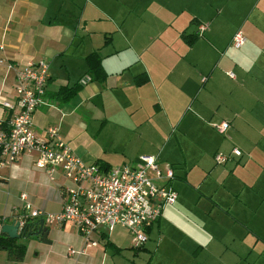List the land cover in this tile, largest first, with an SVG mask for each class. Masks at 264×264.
<instances>
[{"label": "rangeland", "instance_id": "rangeland-1", "mask_svg": "<svg viewBox=\"0 0 264 264\" xmlns=\"http://www.w3.org/2000/svg\"><path fill=\"white\" fill-rule=\"evenodd\" d=\"M102 1L104 8L100 10L99 22L96 26H88L91 31L90 36L81 42L76 51H74L75 43L65 48V42H61L52 45L54 47L50 50L60 52L64 49V55H58L59 52L54 55L53 53L43 55L50 62L49 70L56 81L61 83L68 81L70 85L73 84L84 72L85 63L82 55L96 49L98 44L102 43L104 34L115 38V45L122 47L128 35L136 37L139 35V28L147 33L153 30L158 38L150 39L147 43L148 47L151 51L164 53H157L156 57L152 58V66L162 65L172 69L171 77L174 75L172 78L178 79L184 88H188L192 97H196L203 108V114H213L211 120L239 115L242 127L239 147L242 151L238 163H235L236 158H232L225 163L214 164L210 156L211 151L207 148L209 139L217 141L220 145L216 153H227L228 156L231 155L229 146L235 142L228 134V130L218 134L214 123L213 128L209 126L205 135H201L200 123L202 121L205 123L209 115L199 114L191 105L197 116L187 112L182 118V111L190 98L183 101L180 114L175 113L172 117L174 131L172 127H167L162 119L161 131L164 134L161 139L150 135L154 145L160 147L158 158L163 162H174L176 167L175 176L179 178L175 177L171 181L178 193L176 203L163 208L161 224L148 236L149 239L143 250L132 248L128 233L122 228H116L110 233L106 232L118 248L105 247L103 243L98 242V246L104 251V256H96L94 264L103 258L105 264H192L196 261H203L205 264H264V147H260L262 141L258 150L250 151L253 154L250 156L254 158L251 160L263 163V167L258 168L256 163L257 168L248 165L237 169L248 160L247 149L252 147L242 146L246 143L243 137H250L249 123L253 128L258 129L260 124L258 120L263 114V106L250 99L248 91L259 85L257 92H261V87L264 85V57L261 58L260 52L261 59L249 62L248 59L242 58V48L235 49L230 45L233 35L238 31L241 34L243 32L240 14L229 11L227 7L223 9L222 1L219 0ZM263 2L264 0H261V4ZM227 3L229 4V1L226 5ZM255 3L256 0L248 2L247 7ZM79 6H83L82 1ZM134 7L137 8L136 13L126 17L125 14L129 13L128 11L133 12ZM230 12L234 15L228 16ZM193 15L201 18L203 24L199 26L198 32L202 36L192 48H187L180 39H177L174 31L179 33L184 29V33H187L194 30L192 25H188ZM123 19L126 20L124 25ZM120 23L122 28L117 31ZM247 49L250 59L253 58L252 49L250 50V47ZM113 50V47L104 50L105 54H108L105 62L113 63L117 60L118 56L111 54ZM242 66L245 67L243 75ZM255 68L262 69V73L255 76L251 71ZM229 72L233 77L228 78ZM206 76L205 83L201 84L200 80ZM106 94H110V89L105 93L97 91V94L88 100L87 103L93 110H87L80 103L75 116L76 122L67 125L65 129L71 139L73 150L77 148V153L85 155L86 159L90 158L88 164L96 162L98 156L109 158L113 166L120 165L122 160L126 162L125 164H130L129 161L136 152H139L142 144L137 141L135 131L121 130L126 119L130 117L125 105L121 102L111 103V99L107 98ZM81 97L84 98L80 92L75 97L76 101L78 99L80 101ZM72 100L66 104L68 108L74 103ZM145 108L146 111L149 109L147 105ZM97 111L102 112L103 117L107 118L105 127L101 130L99 124L102 118L94 114ZM154 131L157 132L158 129L154 128ZM174 134L177 135L185 156L181 155L173 140L168 139L169 135L174 136ZM176 144L178 145L177 141ZM196 145L205 150V153L198 154L195 150ZM227 149H230L229 152L223 151ZM244 173L254 178L256 183L252 190L255 192L249 193L251 188L243 185L240 188L241 182L238 178H242ZM243 191L248 193L247 208L242 206ZM213 202H216L218 207L221 205L222 208L210 209L214 206ZM22 209L23 206L21 212ZM13 210L16 211L14 208ZM10 216L16 215H6L5 218L9 219ZM233 216L239 218L238 223L234 224ZM73 227L67 222L66 230L56 233L54 242L58 247L63 245L65 256L61 248L51 256L52 261L57 262L67 258L66 248L69 246L68 243H72L68 236L76 235ZM17 242L28 245V241L24 238L17 239ZM197 246L202 248L200 252V248L196 250ZM191 256L197 259L193 261ZM18 261L20 260H14L13 264H29L24 260Z\"/></svg>", "mask_w": 264, "mask_h": 264}, {"label": "crops", "instance_id": "crops-1", "mask_svg": "<svg viewBox=\"0 0 264 264\" xmlns=\"http://www.w3.org/2000/svg\"><path fill=\"white\" fill-rule=\"evenodd\" d=\"M81 1L83 3L82 7L79 6ZM221 1L223 9L227 7L229 8V11L240 14V19L242 20V34L244 33L243 36L245 40L242 46L235 49L242 48V58L248 59L249 62L255 59L263 58L264 2L261 4V0H256L255 4L251 7H247L248 2H254V0H219V2ZM228 1L229 4L227 3L226 5V2ZM89 3L90 5H88ZM260 4L261 7L259 8ZM102 8H104L102 0H93V2L92 0H0V44L3 45V49L0 50V59L4 60V62L0 63V97L11 101L14 100L15 97V92L13 90L15 70L14 68H8L6 66L7 62L21 64L28 59H43L48 63L49 75L44 95L46 103L38 106L32 116L33 129L38 136L45 138L49 128H56L62 139L68 143L72 149H74L65 127L73 125L76 122L75 116L80 103L83 104L87 110H93L91 105L87 103L88 100L96 95L97 91L105 93L110 89V94H106V97L111 99V103L114 101L117 104L121 102L125 105L130 116L126 119V123L123 124L121 130L135 131L137 141L142 144L139 152H136L135 156L131 158L129 162L134 163L137 160L138 155L146 154L155 156L162 163H167L158 158L160 147L155 146L152 141L155 136L161 139L164 134L161 131L162 119L165 121L167 127H172V131H174L172 117L175 113L180 114L182 109L181 103L183 101L185 102L189 98L190 100L188 102L190 104L188 103L182 111V118H184L185 113L187 112H192L197 116V113L191 108V105L199 114H205H203V108L199 102H197L196 97L193 98L192 94L189 93L188 88H184L183 85L178 82V79L172 78L174 75L171 77L173 73L172 69L162 65L152 66V58H155L157 53H164L151 51L148 47L147 43L150 39L158 38L156 32L151 30L147 33L142 30V28H139V35L137 37L134 35H128L125 38V42L122 47L115 45V38L109 36L108 34H104L102 43L98 44L99 46H97L96 49L90 50L86 54L82 55L85 63L84 72L78 76L76 81L71 85L68 81L65 83H61L60 81L57 82L54 76L50 73V62L43 57L45 53H53V55L57 54L59 51L56 52L50 49L54 47L52 45H57L61 42H65V48L67 45L75 43L74 51H76L80 47L81 42L90 36L91 31L88 26H96L99 22L100 10ZM136 11L137 8L134 7L133 12L128 11L129 13H126L125 16L129 17L135 14ZM230 13L228 16L234 15V13ZM125 21L126 20L123 19V25ZM201 24H203L201 18L198 15H193V17L189 19L188 25H192L194 30H190L187 33H184V29L179 33L174 31L177 34V39H180L187 48H192L202 35L197 33L195 40L191 44H187L181 37V34L192 33L193 35H196L195 33L198 30L197 27ZM121 28L122 24L120 23L117 26V31ZM259 29H261L260 33H258ZM109 47L114 48V52H111V54L118 56L117 60L113 63L105 62L108 54H105L104 50ZM247 47H250V50L252 49L253 58L251 59ZM95 50H98L101 53L102 66L107 76L102 82L89 80L85 84H81L80 80L87 75L89 76L87 73L86 57L89 53ZM260 52L262 54L261 58L259 57ZM58 55H64V49L61 50ZM244 69L245 67L242 66V75ZM251 71L255 74V76L262 73V69L258 70L255 68L254 70L251 69ZM206 79L207 76L206 78L202 77L200 83L204 84ZM78 84L81 85L80 89H78L73 95L64 98L58 94V90L61 86H78ZM258 87L259 85L248 91V96L256 102V104L259 102L260 105L263 106V114L259 117L258 122L260 121V124H258V129L253 128L252 124L249 123L251 130L249 133L250 137H243L245 138L246 143L242 144V146L246 148L250 146L252 147L247 149V152H249L248 160L242 163V166L237 167V169L247 167L248 165H254L255 168H257L256 163H258V168L263 167V163L251 160L254 158L253 156H250L253 155L250 151L252 149L258 150L261 141L263 144L261 143L262 145H260V147H264V128H262V126H264V85L261 87L260 93L257 92ZM83 88L85 89L83 90ZM184 89H186V91H184ZM80 92L83 94L84 98L81 97L80 101L79 99L76 101L75 97ZM260 99H262V101ZM71 100L74 103L71 104V108H68L66 104ZM146 105L149 108L147 111L145 108ZM84 112L88 113V111ZM94 114H97V117L102 118L99 128L100 130L103 129L107 122V118L103 117V113L99 111ZM236 115L237 114H234L231 117L228 116L225 118H218V120L214 118V120H211L213 118V114L208 113L205 115L209 117L207 121H205V123L203 121L200 123L199 133L201 135H205L204 133L206 130L208 131L209 126L213 128V123H219L221 121L227 122L228 126L222 133H219L216 130L215 131L218 134H223L228 130V134L235 142L230 145L229 148H237L240 151V154L238 156H234L232 154L228 156L226 155L227 153L224 154L227 156V160L223 163L232 158H236L235 163L240 161L238 157L241 156L242 151L239 147L240 141L242 140V127L241 118L239 115ZM8 119L9 112L4 110L0 105V127L6 124ZM154 128L158 129V131L155 132ZM150 135H152L153 138L150 137ZM168 139H172L176 147L181 152V155L185 156L177 135H169ZM175 139L178 145L176 144ZM219 147L220 145H218L217 141H211V139H209V147L207 148L211 151L210 156L212 158V162H214L213 155L218 151ZM76 149L73 151L85 164H88L87 162L90 158L88 157L86 159V156L77 153ZM195 150L198 154L205 153V150L200 149L198 145L195 146ZM229 150L227 149L223 151L229 152ZM34 157L35 155L33 153H22L13 164L0 166V216L3 215L5 217L6 215L20 214L21 208L26 201L31 203L32 207L40 208L46 212L56 213L60 211L62 203L59 197L58 187L63 182V179L59 177L54 181H50L42 170L37 169L34 166ZM97 160H101L103 163L108 164L110 168L114 167L110 162L111 160L107 157L98 156ZM124 163L126 162L122 160L121 164ZM90 164H97L102 167L96 162ZM169 164L174 171V179L175 177H178L175 176L176 167L174 166V162ZM214 164L221 163L214 162ZM253 179L254 178L251 176L249 177L247 173L242 174V178H238L239 182H241L240 188H242L243 185L244 187L251 188L249 193L254 191L252 188L255 186L256 182H254ZM172 180H170V182ZM21 194H25L26 201L20 198ZM247 200L248 193L243 191L242 206L246 208L248 207V204L246 203ZM213 205L214 206H211L210 209L218 207L216 202H213ZM220 207L222 208L220 205L217 209ZM13 208L16 209V211H14ZM217 209L215 211H217ZM224 213H227V211H224ZM13 218L14 216H10L9 219H5L4 223H12ZM161 221L162 214L158 220L148 228V236L154 228H158L160 226ZM233 222L234 224L238 223L239 218H237V216H233ZM66 224L67 222L62 225H48V234L46 236L47 242L41 241L39 236H30L25 238L28 241V245L26 244L25 255L22 260L18 262L24 260L29 264H58L59 262H65V264H94L96 256H104V251H102V249L98 246V242H101L104 245L103 238H106L115 245V248H118V246L109 239V234H106V232L92 234L90 236V241L95 242V244L92 245L87 243V241H85L78 233L77 228L71 223L74 226L73 228H75L74 233L76 235L74 237H71L72 234L68 236L72 243H68L69 246L66 248L67 258L54 262L51 260V256L59 252L61 248L63 254L65 251V249H63V245L58 247L54 241H56L55 235L58 231L62 230L64 232L66 230ZM148 236L147 240L149 239ZM146 242L143 245V249H145ZM68 247L74 248L79 251V253L69 255L67 253ZM132 248L137 250V248ZM198 249L199 252L202 250L201 247L197 246L196 250ZM192 257L193 256H191V258ZM195 259L197 258H192L193 261H195ZM0 261V264H13L14 259L9 258L7 252L0 249ZM95 264H105L104 258L101 259L100 262L96 261ZM192 264H205V262L196 261Z\"/></svg>", "mask_w": 264, "mask_h": 264}, {"label": "built area", "instance_id": "built-area-1", "mask_svg": "<svg viewBox=\"0 0 264 264\" xmlns=\"http://www.w3.org/2000/svg\"><path fill=\"white\" fill-rule=\"evenodd\" d=\"M244 40L238 31L231 45L239 48ZM1 62L4 60L0 59ZM6 66L15 70V97L12 101L0 97V105L9 112L8 126L0 127V166L13 164L22 153H33L34 166L50 181L63 179L58 187L62 207L56 213L32 207L25 194L20 195L26 202L22 212L13 218L19 221V229L39 219H43L46 227L70 222L87 243L94 245L95 242L90 241L92 234L110 233L120 227L127 230L132 247L144 245L148 228L158 220L163 208L177 199V191L170 182L174 176L171 165L152 155H139L134 163L105 170L97 164H85L62 140L56 128H49L45 138L38 136L33 129L32 116L38 106L46 103L48 63L43 59H28L21 64L7 62ZM227 76L233 77V74L229 72ZM89 80L87 75L80 83ZM227 126L226 121L214 123L219 133ZM231 154L238 156L240 151L232 148ZM213 160L221 163L227 156L215 153ZM5 219L0 216V224ZM67 253L72 255L79 251L68 247Z\"/></svg>", "mask_w": 264, "mask_h": 264}, {"label": "trees", "instance_id": "trees-1", "mask_svg": "<svg viewBox=\"0 0 264 264\" xmlns=\"http://www.w3.org/2000/svg\"><path fill=\"white\" fill-rule=\"evenodd\" d=\"M191 34H181V37L187 44H191L196 36ZM87 61V73L89 74L90 80H96L99 82H102L105 80L107 74L102 66V56L101 53L98 50H95L88 54L86 57ZM80 86H68L63 85L59 88L58 94L61 97H68L70 95H73L75 92H77L78 89H80ZM8 122L4 124L1 127H7ZM96 163L100 164L103 169H108L109 165L106 163H103L101 160H97ZM110 168V167H109ZM104 245L110 246L115 249V245L108 241L106 238H103ZM0 249L5 250L9 256V258H12L14 260H21L24 256L26 246L23 243H18L17 239H12L8 237L5 234H0ZM137 250H143V245L141 247H138Z\"/></svg>", "mask_w": 264, "mask_h": 264}, {"label": "water", "instance_id": "water-1", "mask_svg": "<svg viewBox=\"0 0 264 264\" xmlns=\"http://www.w3.org/2000/svg\"><path fill=\"white\" fill-rule=\"evenodd\" d=\"M0 234H5L12 239L39 236L41 241L47 242L48 229L44 226L43 219L26 223L22 229H19V221H13L12 223L1 224Z\"/></svg>", "mask_w": 264, "mask_h": 264}]
</instances>
